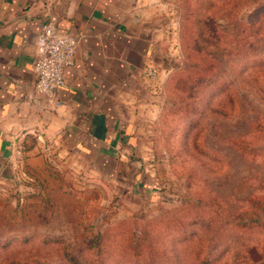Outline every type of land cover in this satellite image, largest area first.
I'll return each instance as SVG.
<instances>
[{
  "label": "rangeland",
  "instance_id": "1",
  "mask_svg": "<svg viewBox=\"0 0 264 264\" xmlns=\"http://www.w3.org/2000/svg\"><path fill=\"white\" fill-rule=\"evenodd\" d=\"M159 8L141 126L116 162L0 177V264H264V0Z\"/></svg>",
  "mask_w": 264,
  "mask_h": 264
},
{
  "label": "crops",
  "instance_id": "2",
  "mask_svg": "<svg viewBox=\"0 0 264 264\" xmlns=\"http://www.w3.org/2000/svg\"><path fill=\"white\" fill-rule=\"evenodd\" d=\"M44 22L77 39L65 82L35 88V40ZM159 0H0V177L73 154L116 162L141 126L148 71L163 75Z\"/></svg>",
  "mask_w": 264,
  "mask_h": 264
},
{
  "label": "built area",
  "instance_id": "3",
  "mask_svg": "<svg viewBox=\"0 0 264 264\" xmlns=\"http://www.w3.org/2000/svg\"><path fill=\"white\" fill-rule=\"evenodd\" d=\"M77 39L51 22L41 25L35 40L34 71L36 91L51 96L65 82V69L74 62ZM148 75L153 77L155 70Z\"/></svg>",
  "mask_w": 264,
  "mask_h": 264
},
{
  "label": "trees",
  "instance_id": "4",
  "mask_svg": "<svg viewBox=\"0 0 264 264\" xmlns=\"http://www.w3.org/2000/svg\"><path fill=\"white\" fill-rule=\"evenodd\" d=\"M135 243H136V242H135ZM136 245H138V248H139V249H137V251L134 250V253H135V254H140L141 251H142V248H141V247H142V243H141V242H137Z\"/></svg>",
  "mask_w": 264,
  "mask_h": 264
}]
</instances>
